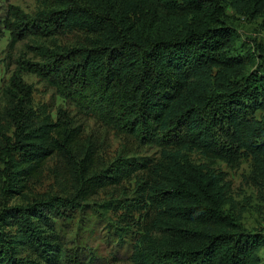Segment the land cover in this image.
<instances>
[{
	"label": "trees",
	"instance_id": "1",
	"mask_svg": "<svg viewBox=\"0 0 264 264\" xmlns=\"http://www.w3.org/2000/svg\"><path fill=\"white\" fill-rule=\"evenodd\" d=\"M263 5L245 0L244 12ZM226 18L222 0H36L32 13L8 6L4 195H24L54 155L74 186L2 204L0 264H68L49 215L69 216L109 188L117 196L107 208L138 215L134 264H257L262 236L222 212L219 178L188 157L230 169L264 158V121L254 117L260 82L229 54L236 35ZM257 56L263 61L264 49ZM27 74L51 92L47 102H35Z\"/></svg>",
	"mask_w": 264,
	"mask_h": 264
},
{
	"label": "rangeland",
	"instance_id": "2",
	"mask_svg": "<svg viewBox=\"0 0 264 264\" xmlns=\"http://www.w3.org/2000/svg\"><path fill=\"white\" fill-rule=\"evenodd\" d=\"M226 10L227 24L233 28L236 39L229 54L241 57L246 62L244 74H257V93L261 107L255 112L256 120L264 121V60L257 58L258 49H264V5L259 12L245 13V0H222ZM9 5L20 7L26 13L36 9V0H0V112L5 103L1 95L4 83L8 80L13 65L6 68V47L9 32L3 27L2 19L7 13ZM72 36H68L71 40ZM73 39L75 37L73 36ZM21 44L18 43L13 57L18 53ZM255 56V63L250 58ZM211 75L219 74L215 68L210 69ZM221 77L229 79L230 75L221 73ZM24 79L34 86L35 102L45 103L50 99V91L40 84L34 75H24ZM55 104H63L62 99L56 97ZM4 131H12L8 121L1 119ZM3 145L0 137V147ZM115 142H111V148ZM188 157L203 171L219 178L218 192L224 204L221 210L240 224L245 230L262 236L254 255L257 264H264V158L254 161L247 157L234 168H228L217 161L210 163L198 153H189ZM3 165L0 162V208L3 203L17 204L30 200L41 194L66 195L73 189V182L69 178L67 164L57 156L47 159L41 175L37 179L29 180L24 195H4ZM126 189L128 185H125ZM125 189V190H126ZM117 191L112 188L100 190L75 209L69 216L60 217L55 212L49 215L58 242L68 256V264H134L132 254L143 239L142 233L136 228L138 215L133 214L126 219L120 211L105 206L108 201H114ZM71 214V215H70ZM15 233V228H9ZM23 255V254H20Z\"/></svg>",
	"mask_w": 264,
	"mask_h": 264
}]
</instances>
